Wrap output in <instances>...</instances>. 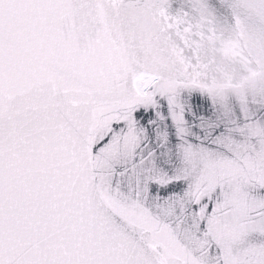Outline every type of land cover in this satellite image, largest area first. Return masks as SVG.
<instances>
[{
    "label": "snow or ice",
    "instance_id": "snow-or-ice-1",
    "mask_svg": "<svg viewBox=\"0 0 264 264\" xmlns=\"http://www.w3.org/2000/svg\"><path fill=\"white\" fill-rule=\"evenodd\" d=\"M0 264H264V0H0Z\"/></svg>",
    "mask_w": 264,
    "mask_h": 264
}]
</instances>
